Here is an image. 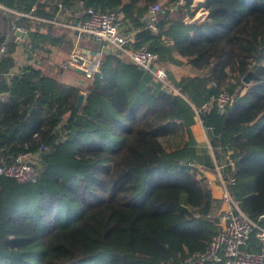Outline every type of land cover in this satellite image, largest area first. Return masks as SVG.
<instances>
[{
    "label": "trees",
    "instance_id": "trees-1",
    "mask_svg": "<svg viewBox=\"0 0 264 264\" xmlns=\"http://www.w3.org/2000/svg\"><path fill=\"white\" fill-rule=\"evenodd\" d=\"M159 2L0 0V73L17 68L0 78V93L9 95L0 112V163L48 147L36 183L0 176V264H161L203 251L217 229L208 185L189 148L167 151L155 132L169 121L188 126L194 110L212 147L239 150L223 170L235 180L230 192L239 207L254 221L264 215V0H203L207 16L196 24L184 23L190 0H168L171 11L160 9L154 32L148 16ZM59 3L79 9L69 26L87 8L120 14L132 47H146L158 62L175 51L206 73L163 91L116 52L100 58L86 87L65 84L47 59L28 64L32 51L64 45L69 52L88 38L55 30ZM17 29L27 30L23 44L14 42ZM19 47L24 63L17 66ZM221 90L232 95L231 106L206 111Z\"/></svg>",
    "mask_w": 264,
    "mask_h": 264
},
{
    "label": "built area",
    "instance_id": "built-area-1",
    "mask_svg": "<svg viewBox=\"0 0 264 264\" xmlns=\"http://www.w3.org/2000/svg\"><path fill=\"white\" fill-rule=\"evenodd\" d=\"M176 4L184 5V0H178ZM159 11V4L153 5L149 11V27L153 30ZM119 19V15L113 12H98L87 8L83 11V18L68 27L100 44L110 46L133 64L149 72L155 82L161 83L164 88L169 87L167 72L156 64L157 55L144 46L132 47L134 40L131 35L120 32ZM100 64V54L90 56L87 52L79 50L68 56L63 67L81 72L83 77L90 81L95 74L100 73ZM14 73L16 71L0 73V78L11 77ZM232 102V95L227 90H221L218 95L210 97L204 108L209 111L215 106L222 111L231 106ZM47 151L48 147L42 144L36 151L17 154L10 164L0 163V176L12 178L20 184L36 183L41 175L42 156ZM233 165L226 163L215 167L221 189L222 207L216 217L217 229L210 237L206 248L187 254L176 262L168 260L161 264H264V227L260 224L262 220L264 221V215L254 221L239 207L238 201L230 192L235 180L231 173L224 176L223 172L225 166Z\"/></svg>",
    "mask_w": 264,
    "mask_h": 264
},
{
    "label": "crops",
    "instance_id": "crops-1",
    "mask_svg": "<svg viewBox=\"0 0 264 264\" xmlns=\"http://www.w3.org/2000/svg\"><path fill=\"white\" fill-rule=\"evenodd\" d=\"M190 1H191L190 5L187 7V13L184 18V23L196 24L205 19V17L207 16V10L205 9L203 0H190ZM159 3L163 4L162 8L169 7L168 9H170L171 11V6L169 5L168 0L167 1L160 0ZM57 7L58 10L55 18L57 19L56 21L60 23V25L56 26L55 30H58L60 28L61 30H63L62 33L63 34L65 33L64 35L66 39L67 38L72 39V37L76 36L77 32L68 26L71 25L70 18L74 14V12L77 11L78 7L76 8L75 5L63 6L62 3L57 4ZM175 7L176 6L174 5L173 8ZM77 14L80 15V12H77ZM119 17L120 19L122 18L120 14ZM77 22H74L72 25H74ZM21 32H22L21 34H15V32L13 33L14 42L17 45L21 43L23 44V42L27 39L28 36L27 30L24 31L22 30ZM137 32L138 29L132 30L131 31L132 36L134 37ZM86 41H88L90 45H93V47H89L87 49L86 45L84 44L86 43ZM165 42L167 44H170L171 40ZM82 43L83 46H80L81 50L87 52L90 56L100 54L101 59L103 56H109V55L116 56V51H114L110 46L106 44H100L90 39L89 37L86 38V40L82 41ZM44 47H48V44H45ZM66 48L64 47V45L63 48L61 49L57 48L56 46L55 47L50 46L48 48L47 53H43L42 51L39 52L37 50L32 51V54L29 55L30 57L28 60V64L41 66L45 62L43 60L47 59L48 63L50 65L54 64L55 68L59 72V76L57 77L56 75H54V72L51 73L48 72L45 68H42L47 76H51V77L56 76L61 82L68 85H73L77 87L78 86L86 87L88 82H86V85H84L85 82L82 81V79L84 78L82 73L76 70H71V69L68 70V68L63 67V63L66 61L68 57V52L65 50ZM171 59L173 61H171ZM23 63L17 62L16 64L17 66H20ZM156 63L158 66L164 68L165 71L167 72L168 84L170 85V87L174 88L175 92H177L175 90V84L179 82L182 78L188 76H193V77L201 76L206 73V70L204 69L199 70L193 68L188 62L187 58L179 55L175 51H173L171 55L165 56L164 61H159V62L156 61ZM14 71H17V68H15ZM65 79H68V81L66 82ZM244 90L245 88L243 89V91ZM81 93L83 94V92ZM8 101H9L8 92H1L0 112L2 110V105L7 103ZM178 123L179 122L176 121L175 122L169 121L168 126L166 124V127L165 125H162L158 129H156L155 131L156 135L159 136L161 144L167 151H173L176 148H183L185 146L189 148L191 153L190 155L191 164L199 172L198 176L200 178L205 179L208 185L207 189L209 190V193L213 199V208L211 211V215L216 220V217L218 215L219 210L222 207V204L220 201L221 189L218 183V178L215 174L216 172L215 167L226 165V163L234 164L240 156L239 150L235 148H225V150L222 151V149L220 148H216L214 146L212 147L209 143L206 129L199 120L198 114L196 113L195 110L192 114V121L188 126L184 125L182 128H179Z\"/></svg>",
    "mask_w": 264,
    "mask_h": 264
},
{
    "label": "rangeland",
    "instance_id": "rangeland-1",
    "mask_svg": "<svg viewBox=\"0 0 264 264\" xmlns=\"http://www.w3.org/2000/svg\"><path fill=\"white\" fill-rule=\"evenodd\" d=\"M165 1H167V0H165ZM158 4H159V8L161 9L163 4H161V3H158ZM71 49H72V47H71ZM79 50H81V47L78 45V46L74 47L72 51L70 50L71 53H69V52H70V51H69L68 54L70 55V54H72L73 52H76V51H79ZM23 52H24V48H18V49H17L16 59H17V62H19V63H23V60H22V58H23V56H22V55H23ZM69 69L72 70V68H68V70H69ZM65 70H66V69H65ZM65 74H67V73H65ZM65 81L67 82L68 79H65ZM82 81L85 82L84 85H86V82H88L87 79H86L85 77L82 79ZM83 87H85V86H83Z\"/></svg>",
    "mask_w": 264,
    "mask_h": 264
},
{
    "label": "water",
    "instance_id": "water-1",
    "mask_svg": "<svg viewBox=\"0 0 264 264\" xmlns=\"http://www.w3.org/2000/svg\"><path fill=\"white\" fill-rule=\"evenodd\" d=\"M15 34H21V32L19 30H16ZM243 81L246 83L247 82V77H245ZM162 90L165 91V88L162 87ZM82 101H83V94H80L78 96V99H77L76 108H79L81 106ZM236 200L238 201L239 199L236 198Z\"/></svg>",
    "mask_w": 264,
    "mask_h": 264
}]
</instances>
